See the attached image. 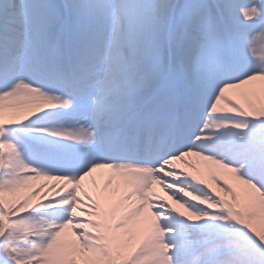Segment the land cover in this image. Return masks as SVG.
<instances>
[{
	"label": "snow or ice",
	"instance_id": "6c2138e0",
	"mask_svg": "<svg viewBox=\"0 0 264 264\" xmlns=\"http://www.w3.org/2000/svg\"><path fill=\"white\" fill-rule=\"evenodd\" d=\"M0 264H264V0H0Z\"/></svg>",
	"mask_w": 264,
	"mask_h": 264
},
{
	"label": "bare ground",
	"instance_id": "6f19581e",
	"mask_svg": "<svg viewBox=\"0 0 264 264\" xmlns=\"http://www.w3.org/2000/svg\"><path fill=\"white\" fill-rule=\"evenodd\" d=\"M204 178H205V180H206L207 182L211 183L210 176H207V175H205V177H204ZM42 183H45V184H51V183H54V182H50V181H42ZM36 184L38 185V184H41V183L37 182ZM157 191H159V189H158ZM160 195H162V196H163V195H164V193L161 191V192H160ZM165 199H167V197H166V196H165ZM169 203H170V201H169Z\"/></svg>",
	"mask_w": 264,
	"mask_h": 264
},
{
	"label": "rangeland",
	"instance_id": "374dc122",
	"mask_svg": "<svg viewBox=\"0 0 264 264\" xmlns=\"http://www.w3.org/2000/svg\"><path fill=\"white\" fill-rule=\"evenodd\" d=\"M210 167H211V166H210ZM210 179H211V178H210ZM37 182L42 183V181H37ZM37 182H36V183H37Z\"/></svg>",
	"mask_w": 264,
	"mask_h": 264
}]
</instances>
